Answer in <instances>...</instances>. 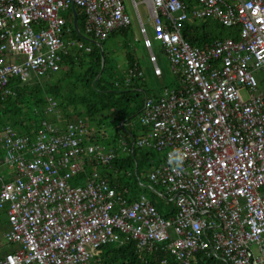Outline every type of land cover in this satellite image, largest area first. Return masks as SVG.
Wrapping results in <instances>:
<instances>
[{
	"label": "built area",
	"instance_id": "built-area-1",
	"mask_svg": "<svg viewBox=\"0 0 264 264\" xmlns=\"http://www.w3.org/2000/svg\"><path fill=\"white\" fill-rule=\"evenodd\" d=\"M193 1L189 9L186 0H144L151 37L132 0L153 73L163 79L157 41L175 86L146 96L137 119L118 124L136 130L125 132L129 140L99 141L108 124L70 120L53 97L46 113L58 122L43 119L30 134L0 126V211L12 247L0 264H90L123 235L142 256L163 252L159 264H173L171 256L178 264H264V0ZM190 15L239 26V37L192 46L182 35ZM131 25L125 0H0V99L15 94L13 79L69 69L64 57L90 53L86 41ZM134 78H145L137 62L116 84ZM139 149L156 153L147 188L163 213L100 171Z\"/></svg>",
	"mask_w": 264,
	"mask_h": 264
},
{
	"label": "trees",
	"instance_id": "trees-1",
	"mask_svg": "<svg viewBox=\"0 0 264 264\" xmlns=\"http://www.w3.org/2000/svg\"><path fill=\"white\" fill-rule=\"evenodd\" d=\"M189 9L193 6V0H186ZM77 9L79 24L84 22V15L80 8ZM239 26H225L217 19H200L189 16L182 27V35L192 46L203 47L218 38L239 37ZM117 36L123 37L122 47L125 49L126 68L121 69L114 57L116 50L106 48V41ZM96 40H88L86 43L91 47L88 54H80L76 57H64L63 63L69 69H60L43 78L33 76L29 82H23L19 78L11 81V86L15 91L5 99H0V126L5 123H13L21 133H32L43 119H51L58 122L57 115H48L46 107L48 98L53 97L58 101L59 111L67 115L68 119L76 116H83L87 121L93 120L98 126H112L113 122L120 123L127 120L129 123L137 119L144 99L150 96L147 89L146 78H134L130 86L123 83L116 84L124 76L126 69L134 67L135 63L142 67L137 55V46L132 26L119 28L113 31L110 36L101 41L100 46ZM103 49V54H102ZM103 57L105 64L103 68ZM103 71L101 73V70ZM118 128V127H117ZM115 128V131L107 134L99 141L110 143L116 140L120 134L129 140L126 131L136 134V130L130 126L124 132ZM112 139L110 140V138ZM156 153L143 149L137 150L134 154L123 156L112 162L111 168L120 173L118 178L109 174L113 184L119 188H128L132 192V199L139 192L147 190L148 178L146 173L148 168L155 164ZM103 173H107L101 168ZM137 170V171H136ZM140 175L145 186L138 184L136 177ZM130 177L129 180L125 178ZM81 178L85 174L80 175ZM145 177V179H144ZM146 180V181H145ZM151 191V190H150ZM153 194L152 201L161 213L165 210L163 201H155ZM0 219L7 221L6 213L0 211ZM99 257L90 264H159L163 258V252L147 253L144 256L138 251L136 240L129 235H123L118 242L104 244ZM173 264H178L173 261ZM201 264H226L223 260L207 259Z\"/></svg>",
	"mask_w": 264,
	"mask_h": 264
},
{
	"label": "rangeland",
	"instance_id": "rangeland-1",
	"mask_svg": "<svg viewBox=\"0 0 264 264\" xmlns=\"http://www.w3.org/2000/svg\"><path fill=\"white\" fill-rule=\"evenodd\" d=\"M138 2V10L140 13V16L142 18V21L145 23L149 35L152 37V23L150 20V11L149 8L146 4V2H144V0H136ZM125 4H126V8H127V12L131 17L132 20V28H133V32H134V36L135 39L137 40L136 42V46H137V55L141 61L142 64V68L145 71V78H146V85H147V89L150 93H153L155 91H161L163 90V85H165L166 87H174L175 86V82H174V75L171 73L170 71V66H169V62L167 59V56L164 54V52L161 49V45L159 44V42L154 41V51L156 53V55L158 56L159 59V64L161 66V68L164 71V76L163 79H159L157 78L154 73H153V69L151 66V63L149 61V55H148V51L143 47L142 41H143V37L142 34L140 32V27H139V18L137 15V12L133 6V2L132 0H125ZM122 43H123V37L117 36L115 38H111L108 39L106 41V48H114L116 50V53L114 55L115 59H116V63L119 65V68L124 69V65H126V59H125V49H123L122 47ZM96 122L93 120H88V124L90 126H95ZM118 127V123L113 122L112 126L107 128V134L110 135V133L115 131V128ZM110 138V137H108ZM112 139V137L110 138V140ZM106 143H108V141L105 139ZM115 142H117V140H115ZM101 169V168H100ZM152 168H148V170H146L147 172L151 171ZM102 171V170H100ZM108 174L113 175V177L115 176V172L112 169H108L107 170ZM146 172H143L142 174H144ZM130 177L128 176L127 178H125V180H129ZM145 179V177H144ZM146 181V180H145ZM142 192L146 193V195L149 198H153V193L150 191V189H145ZM156 197V196H155ZM157 199V198H156ZM166 207V206H165Z\"/></svg>",
	"mask_w": 264,
	"mask_h": 264
},
{
	"label": "crops",
	"instance_id": "crops-1",
	"mask_svg": "<svg viewBox=\"0 0 264 264\" xmlns=\"http://www.w3.org/2000/svg\"><path fill=\"white\" fill-rule=\"evenodd\" d=\"M124 67L126 68L125 65H124ZM6 228H7V221L6 222H3L0 219V244H1L0 254H2L6 249H11L12 248L10 245H8L6 243L5 239L3 238V233H4V231H5Z\"/></svg>",
	"mask_w": 264,
	"mask_h": 264
},
{
	"label": "water",
	"instance_id": "water-1",
	"mask_svg": "<svg viewBox=\"0 0 264 264\" xmlns=\"http://www.w3.org/2000/svg\"><path fill=\"white\" fill-rule=\"evenodd\" d=\"M74 9H76V8H74ZM74 11H75V10H74ZM95 42H97L100 46H102L101 42H98V41H95ZM102 54H103V49H102ZM104 64H105V59H104V57H103V68H104ZM103 68H102V70H101V73H102V71H103Z\"/></svg>",
	"mask_w": 264,
	"mask_h": 264
}]
</instances>
